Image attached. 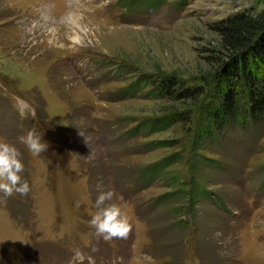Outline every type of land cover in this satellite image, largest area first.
Returning <instances> with one entry per match:
<instances>
[{"label":"rangeland","instance_id":"374dc122","mask_svg":"<svg viewBox=\"0 0 264 264\" xmlns=\"http://www.w3.org/2000/svg\"><path fill=\"white\" fill-rule=\"evenodd\" d=\"M263 11L264 0H0V142L21 153L31 188L0 193V264H264V123L194 146L193 107L155 92L164 78L208 81L221 22ZM173 114L183 120L151 132ZM31 129L46 152L19 142ZM108 190L126 239L89 225Z\"/></svg>","mask_w":264,"mask_h":264},{"label":"trees","instance_id":"16d2710c","mask_svg":"<svg viewBox=\"0 0 264 264\" xmlns=\"http://www.w3.org/2000/svg\"><path fill=\"white\" fill-rule=\"evenodd\" d=\"M219 28L224 58L208 81L186 84L177 78H164L158 84L153 82L159 97L189 102L193 107L194 146L207 137L223 136L225 128L234 122L253 126L256 137L264 123V11L235 15L222 21ZM137 87L135 84L130 89ZM182 116L173 114L153 121L151 132L166 130L181 122ZM171 164L165 160L142 172L141 181L150 186ZM190 189L191 201L195 193Z\"/></svg>","mask_w":264,"mask_h":264},{"label":"clouds","instance_id":"9594fccd","mask_svg":"<svg viewBox=\"0 0 264 264\" xmlns=\"http://www.w3.org/2000/svg\"><path fill=\"white\" fill-rule=\"evenodd\" d=\"M19 142L36 155L46 152L49 147L35 129L20 136ZM23 172L24 164L18 149L0 142V193L6 197L27 196L31 188L28 181L22 178ZM114 197L113 190L101 192L95 201L96 211L89 221L96 236L104 240L126 239L132 230V224L128 216L122 212L121 206L112 202Z\"/></svg>","mask_w":264,"mask_h":264},{"label":"bare ground","instance_id":"6f19581e","mask_svg":"<svg viewBox=\"0 0 264 264\" xmlns=\"http://www.w3.org/2000/svg\"><path fill=\"white\" fill-rule=\"evenodd\" d=\"M73 25H74V22H73Z\"/></svg>","mask_w":264,"mask_h":264}]
</instances>
